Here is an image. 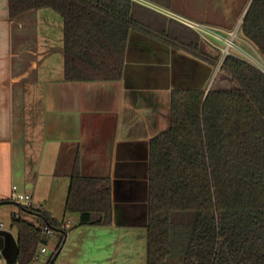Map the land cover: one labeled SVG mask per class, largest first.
Masks as SVG:
<instances>
[{
	"label": "trees",
	"instance_id": "obj_1",
	"mask_svg": "<svg viewBox=\"0 0 264 264\" xmlns=\"http://www.w3.org/2000/svg\"><path fill=\"white\" fill-rule=\"evenodd\" d=\"M44 8L62 19L66 81L119 80L131 29L218 63L192 28L134 0H9L11 18ZM241 32L264 60V0L250 1ZM69 176L65 211L80 224L110 225V179L81 176L77 156ZM15 204L25 215L12 217L18 263L56 233L53 264L66 237L61 222ZM176 212L193 215L185 241L176 240L181 264H264V72L242 57L227 55L207 91H172L170 127L150 141L146 264H167Z\"/></svg>",
	"mask_w": 264,
	"mask_h": 264
},
{
	"label": "crops",
	"instance_id": "obj_2",
	"mask_svg": "<svg viewBox=\"0 0 264 264\" xmlns=\"http://www.w3.org/2000/svg\"><path fill=\"white\" fill-rule=\"evenodd\" d=\"M134 1L182 24L231 30L251 0ZM42 10L11 18L9 0H0V202L16 186L28 205L61 222L59 255L70 241L83 249L89 237L102 249L129 228L146 232L150 141L170 127L172 91H207L215 68L131 29L119 80L66 81L62 19ZM76 156L81 176L111 181L110 225L80 224L79 213L65 211ZM1 213L22 216L9 202ZM0 222V264L18 263L17 229Z\"/></svg>",
	"mask_w": 264,
	"mask_h": 264
},
{
	"label": "rangeland",
	"instance_id": "obj_3",
	"mask_svg": "<svg viewBox=\"0 0 264 264\" xmlns=\"http://www.w3.org/2000/svg\"><path fill=\"white\" fill-rule=\"evenodd\" d=\"M42 11L43 13L47 11L46 13H51V15L53 13V15H56V17H60L57 13L48 8H45ZM38 13V15H40V12ZM241 23L242 19H239L236 22V26H239ZM237 35L236 45L239 52L234 50L232 51L256 67L264 69L263 58L259 54L256 46L242 35L241 28L239 29ZM23 216L25 217V215ZM0 218L4 220L8 226H11L12 220L8 215H6V213H1ZM192 219L193 215L190 213L176 212L173 214L172 220L173 229L175 232V242L173 244L172 253L168 258L167 264H181L182 250L179 246L180 243H176V240L180 242V237L184 235L183 239L185 241ZM143 233V230L129 228L127 232H123L119 235L114 234L112 242L110 244L108 243L107 246L102 249L100 247L98 248V245L94 243V241H97L99 237H97L95 240L89 237L91 244H85L83 249H80V247L77 246L75 248L73 246L74 241L72 243L70 241L65 249L61 251L62 253L58 256L55 264H87L90 262H105L107 264H146V232L144 234ZM59 240V234L55 233L51 235L47 244L48 252L44 255V259H47L56 249V245Z\"/></svg>",
	"mask_w": 264,
	"mask_h": 264
},
{
	"label": "built area",
	"instance_id": "obj_4",
	"mask_svg": "<svg viewBox=\"0 0 264 264\" xmlns=\"http://www.w3.org/2000/svg\"><path fill=\"white\" fill-rule=\"evenodd\" d=\"M181 21L186 26L192 28L199 35L204 46L210 53L215 56H218V63L215 67V75L227 55H236L232 50L239 52V50H237L236 37L238 36L237 33L241 28L242 23L239 26H235L231 30H223L218 29L216 27H212L205 23L193 22L184 19ZM261 70L264 72V69ZM10 200L15 203L28 205L31 201V197L29 195L20 193L17 187L13 186V190L10 195ZM3 227L4 224L0 222V229H2ZM43 230L48 235L52 233L51 229H49L48 227H44ZM47 252V244H41L29 264H46L48 258L44 259L43 257ZM14 264L19 263L16 262Z\"/></svg>",
	"mask_w": 264,
	"mask_h": 264
}]
</instances>
